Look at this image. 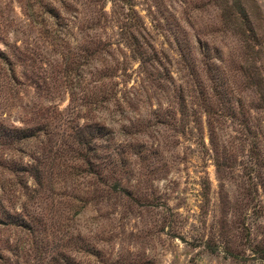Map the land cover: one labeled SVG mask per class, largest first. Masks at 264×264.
Returning <instances> with one entry per match:
<instances>
[{"label":"trees","instance_id":"trees-1","mask_svg":"<svg viewBox=\"0 0 264 264\" xmlns=\"http://www.w3.org/2000/svg\"><path fill=\"white\" fill-rule=\"evenodd\" d=\"M56 2L58 7H46L54 18L63 8L80 19L81 64L99 62L92 71L95 86L84 91L81 105L86 108L72 106L70 97L62 109L57 103L30 105V114L21 116L19 125L0 121V228L29 232L36 221L34 206L41 200L53 204L49 194L54 190L68 199L84 197L104 206L120 196L131 198L133 189L121 181L154 174L156 160L166 173L175 160L173 149L183 141L204 148L203 135L208 148L201 150L211 156L217 179L227 177V160H235L232 149L238 147L246 151L249 176L257 175L251 171L261 164L256 135L264 124V12L257 0H142L144 16L136 0ZM0 58L9 61L1 48ZM75 66L71 61L62 69L73 71ZM128 69L138 80L146 79L142 101L147 107L144 116L133 113L120 124L126 140H116L102 115L91 119L88 113L90 107L110 113L116 92L112 80ZM10 71L13 79L12 66ZM134 100L128 103L136 108ZM137 163L143 164V172L142 165L132 172ZM231 205L238 207L235 200ZM108 238L100 235L101 240ZM0 245L13 255L8 264H30L23 243L0 239ZM101 246L84 242L79 248L102 258ZM35 248L37 256L44 251ZM64 259V264H76ZM107 260L126 262L119 256Z\"/></svg>","mask_w":264,"mask_h":264},{"label":"rangeland","instance_id":"rangeland-1","mask_svg":"<svg viewBox=\"0 0 264 264\" xmlns=\"http://www.w3.org/2000/svg\"><path fill=\"white\" fill-rule=\"evenodd\" d=\"M136 1L144 16L142 0ZM257 1L264 12V0ZM50 3L59 6L56 0H0V48L9 57L8 62L0 58V121L5 124L19 125V118L30 114L32 104L45 107L57 103L62 109L71 97L72 106L88 107L81 105L83 95L95 86L92 71L99 62L94 59L81 64L84 37L80 19L72 17L75 11L69 14L63 8L54 18L46 11ZM169 54L175 58L174 53ZM71 61L76 64L74 70H63ZM16 74L20 75L18 80ZM112 81L116 92L110 113L100 114L90 107L93 110L88 117L102 115L113 128L115 139L126 140L119 127L133 113L144 116L147 104L142 101V89L147 87L146 79L139 76L138 80L128 69ZM168 94L169 90L163 104ZM135 98L136 108L128 103ZM219 134L228 145L223 132ZM256 136L261 140L258 154L262 159L251 171L256 176H249L244 167L246 151L238 147L232 149L235 160H227V177L217 179L211 156L201 150L208 148L203 135L204 148L183 141L178 150L173 149L175 160L166 173L156 160L154 174L121 181L122 186L133 189V197L120 196L104 206L84 197L80 201L68 199L54 190L49 194L53 204L44 205L41 200L34 206L36 221L29 232L4 226L0 239L23 243L30 253V264H64V256L76 264H107L108 258L116 256L126 261L118 264H264V124L257 128ZM137 165H142L141 172L145 170L137 163L132 172ZM234 200L238 207L231 205ZM100 235L109 238L101 240ZM84 242L102 245L103 257L79 248ZM36 246L44 249L39 256ZM12 259L10 251L0 245V264Z\"/></svg>","mask_w":264,"mask_h":264}]
</instances>
